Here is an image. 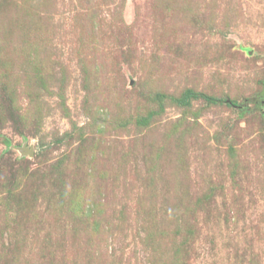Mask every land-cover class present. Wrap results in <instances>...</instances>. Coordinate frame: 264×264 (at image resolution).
I'll use <instances>...</instances> for the list:
<instances>
[{"label": "rangeland", "instance_id": "1", "mask_svg": "<svg viewBox=\"0 0 264 264\" xmlns=\"http://www.w3.org/2000/svg\"><path fill=\"white\" fill-rule=\"evenodd\" d=\"M0 264H264V0H0Z\"/></svg>", "mask_w": 264, "mask_h": 264}, {"label": "trees", "instance_id": "2", "mask_svg": "<svg viewBox=\"0 0 264 264\" xmlns=\"http://www.w3.org/2000/svg\"><path fill=\"white\" fill-rule=\"evenodd\" d=\"M186 97H189V94H187V96ZM232 103V102H231ZM234 103H236V102H234Z\"/></svg>", "mask_w": 264, "mask_h": 264}]
</instances>
